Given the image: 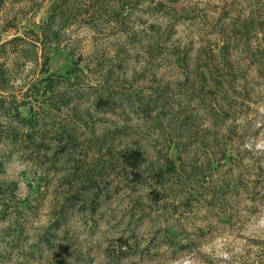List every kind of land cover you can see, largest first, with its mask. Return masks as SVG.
I'll use <instances>...</instances> for the list:
<instances>
[{
    "label": "rangeland",
    "instance_id": "1",
    "mask_svg": "<svg viewBox=\"0 0 264 264\" xmlns=\"http://www.w3.org/2000/svg\"><path fill=\"white\" fill-rule=\"evenodd\" d=\"M263 15L264 0H0V47L17 40L0 50V127L19 134L0 139L17 187L0 195V264H264Z\"/></svg>",
    "mask_w": 264,
    "mask_h": 264
},
{
    "label": "trees",
    "instance_id": "2",
    "mask_svg": "<svg viewBox=\"0 0 264 264\" xmlns=\"http://www.w3.org/2000/svg\"><path fill=\"white\" fill-rule=\"evenodd\" d=\"M54 19V18H53ZM60 19V18H59ZM263 21H264V15H263ZM251 22L253 23H256V18H254L252 16V18H250ZM261 26L262 24H260V26L257 27V31L259 32L261 29ZM40 29V27L38 28ZM44 34H43V33ZM35 35H43V39H45L43 42L45 43H54L55 42V37L53 35V37H49V35L45 34L44 30L42 31H39L38 33H34ZM17 40L16 39H13V40H9L7 43H5L4 45H1L0 47V50L3 49L5 46H8L14 42H16ZM258 41V40H257ZM262 46L264 47V45L262 44V42L260 43L259 42V45L257 46V50L254 51L255 55L258 56L259 54H261L260 56L262 58L263 55L261 53V50H263L264 48H262ZM47 60V58H46ZM4 63H0V66H4L3 65ZM4 73L2 71V69H0V92L3 91L5 88L3 87V84L5 85V83H1V79L3 78L4 76ZM2 97L0 96V108H1V104H2ZM100 102V99L97 100V103ZM103 103H107L105 100ZM28 110V113L30 112L29 108H27ZM12 114V109L11 107H9V109H4V115L5 116H10ZM14 118L18 121V122H21L23 123L24 125H27L28 126V129H34L35 128V123L33 122V118L31 117V115H29L28 117V114L27 116H22L21 117V113L18 112V110H16L14 112ZM3 130V131H2ZM5 130V131H4ZM19 134L15 131V130H12L11 127H7L6 129H3L0 127V139L2 136H5L4 138H6L8 141H12V142H17V138L19 139ZM21 136H23V139L25 141H27L28 145H29V148H32V150H35V152H37V154H40L42 149H44V154H46V152L50 149L48 148L49 146H47L46 144H44V142L41 140L40 143H37L35 141H33L30 137V134L27 132H25V134H21ZM56 140L57 144L60 145V143H64V145H62L60 147V149L58 150V153L57 154H61V155H66V154H69L68 151L71 150L70 148L72 147V145H75L74 143V137L73 135H68L66 137H63L62 134H60L59 136L56 134ZM35 146H38V147H35ZM35 147V148H34ZM122 158H121V165H122V169L124 170H128L126 173L127 175L129 176H132V179L133 180H138L140 179L141 177V172H140V167L144 164V158H143V154L138 151L137 149H133V150H129L128 152L126 153H122ZM192 157L191 155L189 154H185V159L183 160V158L181 159V157H177V160L178 162L181 163H185L187 162V164H191V170L189 171V174L191 175V177H199L200 176V173H201V166L197 165L196 163L195 164H192ZM181 160V161H180ZM221 161H223L224 163L228 162L230 160V156H227V155H223L221 158H220ZM181 168V171L182 172H185L184 170V167H182V165L180 166ZM4 168V163L0 160V174L4 173L3 172V169ZM205 168L207 170H211V169H215L217 168L216 166V163L211 160V161H206L205 163ZM75 171H73V177H75V179L78 178V181L80 183V185H91L93 186L94 184V177H93V173L90 171V170H87V171H84V170H81V167H78L76 166ZM168 170V169H167ZM170 171H175V167L174 166H170L169 168ZM169 170H168V173H169ZM75 172V174H74ZM163 175H164V172L160 169L159 171H157L155 174H154V177L156 181L160 180L163 178ZM180 175V173H179ZM190 179L188 178L187 181H189ZM192 188L194 187H191L189 188L188 187V191L187 193H189V196H194L196 198V200H199L200 198L198 197L197 195V192H195V190H193ZM17 190V187H16V184L15 182H12V183H1L0 182V195L1 194H4V193H9V194H13L15 191ZM168 239V240H167ZM176 239V232L174 230H171L169 231L168 235H167V238L166 241H164V245L167 247L170 245V247H173L171 246V241L172 240H175ZM170 241V242H169ZM118 246V251L119 252H123L124 250H127V249H130L131 245H130V239H126V238H120L119 240H117V245Z\"/></svg>",
    "mask_w": 264,
    "mask_h": 264
}]
</instances>
